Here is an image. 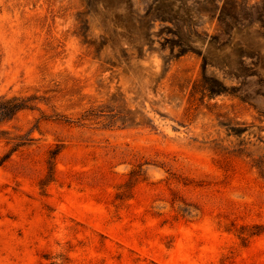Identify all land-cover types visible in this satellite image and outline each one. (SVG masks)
<instances>
[{
    "label": "rangeland",
    "instance_id": "obj_1",
    "mask_svg": "<svg viewBox=\"0 0 264 264\" xmlns=\"http://www.w3.org/2000/svg\"><path fill=\"white\" fill-rule=\"evenodd\" d=\"M175 1L0 0V96L40 101L6 126L34 141L0 164V264H264L259 0L233 38L181 0L225 46L206 75Z\"/></svg>",
    "mask_w": 264,
    "mask_h": 264
},
{
    "label": "trees",
    "instance_id": "obj_2",
    "mask_svg": "<svg viewBox=\"0 0 264 264\" xmlns=\"http://www.w3.org/2000/svg\"><path fill=\"white\" fill-rule=\"evenodd\" d=\"M231 1L239 2V1H249V0H203L202 2H196V6H200L203 8L204 14L207 16H213L216 18L219 25H224L229 28V33L227 36L229 38H233L234 35L237 36L241 33V30L238 29V21L234 15L230 14V10H235L236 8L230 4ZM170 2V1H169ZM171 8V11L174 12L177 16L180 15V12H184L179 18L175 20H182L186 23L190 29V35L183 43L177 44L178 53L174 56L175 59L184 56L187 53H193L198 55L202 59V71L203 74H207L208 68H217L219 66V60H221L225 56V46L221 45L218 42V37L205 35V38L194 30L195 27H200V18L204 15L199 12V10H195V8H189L182 4L181 0H176L175 2H171L168 6ZM256 11L257 20L256 23L260 24L264 27V0H259L255 3L254 6L251 7ZM237 22V25L236 23ZM115 27L121 30H125L124 24L121 20V17H115ZM126 24L131 25L130 21H126ZM126 37L121 34V37L128 43V48H135L134 43L129 40L128 35H131L129 32ZM175 35L181 39L180 33ZM191 37L193 39H191ZM183 40V39H182ZM238 52H242L241 48ZM212 85L213 93L222 94L223 88L222 84L216 79L214 75ZM34 100L37 102V98L25 97V96H0V142H5L6 145L11 146L9 154L5 155L1 158L0 164H4L6 160H8L11 155L17 152L19 149L28 146L34 139L30 138V135H14L13 132L8 130L6 126L12 123L19 113L24 111H33L36 109V103L34 104ZM59 150H53L50 152V159L54 160L59 154Z\"/></svg>",
    "mask_w": 264,
    "mask_h": 264
}]
</instances>
